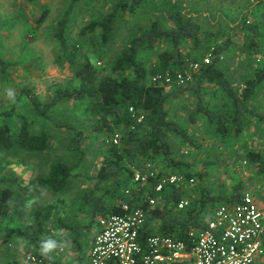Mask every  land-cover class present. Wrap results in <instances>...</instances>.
Segmentation results:
<instances>
[{"label":"trees","instance_id":"16d2710c","mask_svg":"<svg viewBox=\"0 0 264 264\" xmlns=\"http://www.w3.org/2000/svg\"><path fill=\"white\" fill-rule=\"evenodd\" d=\"M77 1L72 0L58 24L56 38L64 53L70 48L65 35L66 22ZM142 3L143 0H118L103 16L86 23L80 35L85 36L99 30L102 45L106 46L112 38L115 25L125 17V14H136ZM172 6L167 15V20L172 25L167 26L160 19H155L147 28L135 34L112 63L110 69L114 74H102L101 69L86 58L76 72L80 80L78 85L71 88H57L48 102L41 101L37 96H28L32 109L39 118L49 119L52 110L67 101L85 102V111L96 118L94 129L104 136L107 144L102 150L101 164L93 177L95 184L81 196L83 211L101 216L123 214V204L128 202L131 206L145 208L147 212L142 239L153 234H164L189 242L190 230L203 226L213 215L216 207L222 203L241 199V184L238 183L235 191L226 197L210 192L206 186L198 191L193 190L191 194L183 184L167 185L163 190L162 198H159L155 205L150 204L149 198L156 195L155 186L161 177L181 172L185 174L187 180L196 177L193 172H184V168L190 167L191 164L182 155L179 159L176 158L171 137L179 141L182 146L196 147V143L167 106L173 99L188 92L196 97L194 111L189 116L191 121L195 122L201 116L204 117L223 142L242 136L250 127L252 117L264 124V114L250 107V101L257 89L264 85V59L253 69L250 77L244 82L241 92L237 91L223 65L224 50L231 45L230 40L225 44L214 45L211 52L212 59L209 62L194 56L192 52H186L185 46L193 43L195 47H200L203 44L201 37L210 34L202 30L203 25L198 19L189 18L183 13L182 4L174 2ZM47 13L48 11L44 12L38 20L39 23L46 18ZM259 29L260 25L257 22L252 23L249 20H244L243 23L230 28L231 32L252 34V37L259 35ZM165 40L169 42V47L159 50L157 46ZM153 57L156 60L153 61ZM191 61L197 62L198 67L193 70L191 78L184 85L179 86L175 82L174 90H169L166 84L149 82L152 75L159 73L169 72L175 80L178 73L187 75V67ZM11 65V62L0 54V70L6 72ZM208 86H215L216 90L211 94L213 98L218 91L222 94L220 100L212 101L211 105L203 98ZM17 107L18 103H14L10 110L0 114L2 119L0 148L7 150L19 148L28 152L52 150L55 145L54 135L46 129L32 131L26 116H20L22 123L17 133L14 132L10 120L16 115ZM69 128L72 134L67 146L74 161H56L50 166L46 176L36 180L38 184L53 192H61L68 187L70 178L75 175V171L85 158L86 151L83 147L85 132L75 127ZM116 132L120 133L118 143L113 141ZM159 159L165 162L166 172H158L150 177L147 183L137 182V187L126 194L125 190L133 187L136 170L144 171L149 164L152 166V163ZM247 159L264 174L262 152L249 150ZM17 183H20L17 177L0 176V216L6 214L12 202L14 190L10 186ZM31 183L24 185L23 182L25 189H28ZM182 199L190 201L188 208H178V203ZM29 200H32L30 194L26 201ZM54 209L55 205L49 204L35 211L33 222L29 225L6 228L9 238L22 237L39 248L35 257L41 262L35 263L42 264L46 260L55 262L52 253L44 256L40 252L46 222L52 217ZM62 225L75 230L73 226L65 223ZM6 264L23 263L20 259L14 258ZM107 264H118V262L111 261Z\"/></svg>","mask_w":264,"mask_h":264},{"label":"rangeland","instance_id":"374dc122","mask_svg":"<svg viewBox=\"0 0 264 264\" xmlns=\"http://www.w3.org/2000/svg\"><path fill=\"white\" fill-rule=\"evenodd\" d=\"M117 1L78 0L66 22L65 35L70 48L64 53L56 38V32L59 21L72 0H50L48 4L47 0H0V54L12 64L6 72L0 70V114L10 110L14 103H18L16 115L10 120L14 132L17 133L22 123L20 116H26L32 131L46 129L54 135L55 140L54 148L44 152L0 148V176L9 175L20 179V183L10 186L14 190L12 202L6 214L0 216V264H6L14 258L20 259L23 264H41L28 259L29 256H35L39 248L25 238H9L6 228L29 225L33 222L35 211L49 204H54L55 209L52 217L46 222V231L42 238L56 240L58 247L52 252L55 262L46 260L42 264H90V248L99 229V220L103 216L83 211L81 196L95 184L93 177L101 164L102 150L107 141L95 131L96 118L85 111V102L60 103L52 110L49 119H43L35 115L28 95L48 102L57 88L78 85L80 80L76 72L86 58L97 65L102 74H114L110 68L118 54L135 34L147 28L150 20H153L142 3L136 14H125L115 25L112 38L106 46L102 45L99 30L85 36L80 35L86 23L103 16ZM209 5L207 8L211 9ZM156 8L158 11L161 9L159 6ZM169 8L166 6L165 11L156 15L167 26L172 25L166 15ZM191 9L190 6L183 8L189 18H194ZM197 9L194 7V10ZM252 9L253 11L241 12L243 21L239 24L244 20L257 22L260 25L258 36L231 32L229 27L222 24L219 29H212L211 23L204 19L202 30L210 35L201 37L202 46L195 47L190 43L184 49L205 61V58L211 55L214 45L225 44L230 40L231 45L224 50L223 65L229 73L233 87L239 92L253 69L264 59V3L256 4ZM45 11H48L47 16L39 23L38 20ZM168 47L169 42L166 40L157 46L159 50ZM192 62L195 61L189 62L187 69ZM173 86L167 85V88L174 90ZM9 89L14 91V98L8 96ZM214 90L215 86H208L203 94L204 101L210 105L212 101H219L222 97L218 91L213 98L211 94ZM195 101L196 97L186 92L173 99L167 106L196 143V147L182 146L171 137L176 158L179 159L182 155L191 164L190 167L184 168V172H193L196 177L191 182L183 172L172 174L183 177L182 184L191 194L193 190L198 191L206 186L210 192L226 197L232 194L235 186L240 183L241 192H251L264 211V174L247 159L249 150H258L264 155V124L252 117L250 127L242 136L223 142L204 117L201 116L195 122L189 119L190 113L194 111ZM250 107L264 114V85L257 89L250 101ZM69 127L85 132L83 147L86 154L81 166L70 178L68 187L64 191L53 192L38 184L36 180L46 176L54 162L74 161L67 146L72 134ZM152 167L156 173L166 172L162 159L152 163ZM23 182L24 185L32 183L25 189ZM137 184L134 180L133 187L127 188L125 193H131V189L136 188ZM29 194L32 200L26 201ZM62 223L73 226L75 230L65 228Z\"/></svg>","mask_w":264,"mask_h":264},{"label":"built area","instance_id":"2783aa9c","mask_svg":"<svg viewBox=\"0 0 264 264\" xmlns=\"http://www.w3.org/2000/svg\"><path fill=\"white\" fill-rule=\"evenodd\" d=\"M212 59V54L205 62ZM197 62H192L187 75L159 73L150 77V83L184 85L192 76ZM120 134L114 135L118 143ZM149 164L143 170H136L134 180L147 183L157 173ZM183 177L170 174L159 179L155 186V196L150 204L155 205L167 185H180ZM191 182L194 179L190 180ZM190 205L188 199L178 203L179 209ZM123 214L103 216L90 250V264H257L264 263V211L251 192H243L239 201L222 203L203 226L189 232V242L169 235L153 234L142 239L147 212L140 206L123 204ZM33 262H41L29 256Z\"/></svg>","mask_w":264,"mask_h":264},{"label":"crops","instance_id":"0c3cea01","mask_svg":"<svg viewBox=\"0 0 264 264\" xmlns=\"http://www.w3.org/2000/svg\"><path fill=\"white\" fill-rule=\"evenodd\" d=\"M49 1L50 0H47L46 3L48 4ZM174 2H179L180 4H182L183 8L190 6L191 9L192 7L191 11L194 15L193 17L198 19L201 24L203 20L206 19L211 23L212 29H219L220 24H222L224 27H229L232 29L233 27H236L240 23V21L243 20L241 13L242 11H253L252 7L256 4L264 2V0H143V5H145L148 14H150L153 20H155L159 19V17H156V15L160 14V11H165L166 6L170 7L167 10L166 15H168V12L173 7L172 5ZM207 5L211 6V9L207 8ZM156 6H159L161 8H159L160 11H158ZM194 7L198 9L194 10ZM182 11L183 13H185V10Z\"/></svg>","mask_w":264,"mask_h":264},{"label":"clouds","instance_id":"9594fccd","mask_svg":"<svg viewBox=\"0 0 264 264\" xmlns=\"http://www.w3.org/2000/svg\"><path fill=\"white\" fill-rule=\"evenodd\" d=\"M7 94L9 97L14 98V91L9 89L7 91ZM58 247V243L54 239H46L41 241L40 244V252L44 256H49L50 253H52L56 248Z\"/></svg>","mask_w":264,"mask_h":264}]
</instances>
